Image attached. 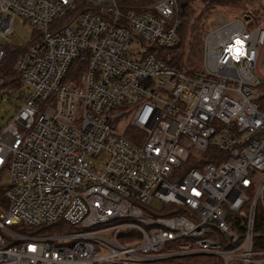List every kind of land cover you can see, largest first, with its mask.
<instances>
[{"label":"built area","instance_id":"1","mask_svg":"<svg viewBox=\"0 0 264 264\" xmlns=\"http://www.w3.org/2000/svg\"><path fill=\"white\" fill-rule=\"evenodd\" d=\"M182 2L0 0V264H264V16L216 21L189 74L160 57Z\"/></svg>","mask_w":264,"mask_h":264},{"label":"rangeland","instance_id":"2","mask_svg":"<svg viewBox=\"0 0 264 264\" xmlns=\"http://www.w3.org/2000/svg\"><path fill=\"white\" fill-rule=\"evenodd\" d=\"M183 2L186 3V1ZM183 11L180 10L178 14L179 20L181 19L180 14L183 13ZM187 13H189L190 26L196 24L200 26L203 23L204 28L206 30H209L212 25L220 18H241L243 15L247 16L250 14L253 17H251V19L264 16V0H234L225 3H213L210 0H189ZM13 30V38L8 42L10 46L22 47L29 42L30 36L27 32V29L18 20L14 22ZM0 43L6 42L0 40ZM20 52L21 51L19 49H12V47H8L6 52V59H8L10 54L12 53V60L14 64ZM160 54V57L164 58L166 61L169 60V56L166 55V52H161ZM6 59L4 60V62H6ZM195 62L197 64L196 59ZM259 72L260 75L264 78V54L260 62ZM262 77L261 79L264 83V79ZM5 82H8V80L6 79V81H3V79L0 78V128L3 127L11 118H13V116H15L17 108L21 105L20 82L17 80L16 87H9V85H5ZM125 134L131 140H134L136 137V132L133 128H128ZM8 179V175L3 176L1 178V183L7 185ZM14 239L18 240V238Z\"/></svg>","mask_w":264,"mask_h":264},{"label":"trees","instance_id":"3","mask_svg":"<svg viewBox=\"0 0 264 264\" xmlns=\"http://www.w3.org/2000/svg\"><path fill=\"white\" fill-rule=\"evenodd\" d=\"M183 1H186V7L184 8L183 13L180 14L181 19L178 28L179 42L176 45V47L164 52H166V55L169 56V60L168 61L165 60V61L170 67L176 68L178 70L186 71L187 73L190 74L199 68L198 66H199L201 50H202V39L205 33L208 31V29L206 30L204 28L203 23L200 26L197 24L190 26L189 13H187V6L189 0H183ZM210 1L213 3L228 2L227 0H210ZM247 16L252 17L251 14ZM6 58L7 57H5V59ZM12 59L13 56L11 53L9 58L6 59V62L3 61L2 66H0V78H2L3 81H6V79L8 80V82H5L6 83L5 85H9V87H13V86L16 87L18 78L15 71L13 70ZM195 59L197 60V64L195 62ZM259 89L261 93L259 102L261 108L264 109V83L260 86ZM5 190H6V185L0 183V211L2 209L7 208V203L5 201V196H4Z\"/></svg>","mask_w":264,"mask_h":264},{"label":"water","instance_id":"4","mask_svg":"<svg viewBox=\"0 0 264 264\" xmlns=\"http://www.w3.org/2000/svg\"><path fill=\"white\" fill-rule=\"evenodd\" d=\"M227 1H234V0H227ZM185 7H186V3L182 2L180 4V10L183 11Z\"/></svg>","mask_w":264,"mask_h":264}]
</instances>
